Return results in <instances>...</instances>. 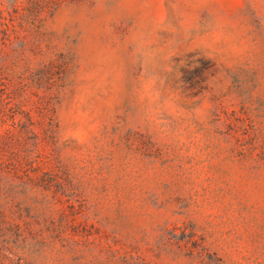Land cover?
<instances>
[{"label":"rangeland","instance_id":"obj_1","mask_svg":"<svg viewBox=\"0 0 264 264\" xmlns=\"http://www.w3.org/2000/svg\"><path fill=\"white\" fill-rule=\"evenodd\" d=\"M0 264H264V0H0Z\"/></svg>","mask_w":264,"mask_h":264}]
</instances>
